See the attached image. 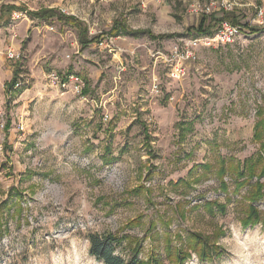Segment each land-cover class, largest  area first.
<instances>
[{
	"label": "rangeland",
	"instance_id": "1",
	"mask_svg": "<svg viewBox=\"0 0 264 264\" xmlns=\"http://www.w3.org/2000/svg\"><path fill=\"white\" fill-rule=\"evenodd\" d=\"M222 2L0 0V10L23 9L0 23V264H102L89 254V235L128 237L115 248L122 259L137 241L139 259L155 251L170 264L166 248L186 251L191 234L222 255L201 262L189 252L183 264H264V224L241 228L246 188L234 194L232 181L233 168L259 157L264 186V149L254 139L264 123V0ZM205 7L231 10L237 24L213 31L227 23L240 35L200 49L172 80L170 52L201 36ZM42 10L74 17L89 37L113 24L174 37L102 35L80 50L75 28L28 15ZM15 70L18 87L5 93ZM68 76L87 92L52 79ZM222 165L228 194L217 179ZM227 197L223 213L207 214L206 203L224 206ZM254 206L264 215V199Z\"/></svg>",
	"mask_w": 264,
	"mask_h": 264
},
{
	"label": "trees",
	"instance_id": "2",
	"mask_svg": "<svg viewBox=\"0 0 264 264\" xmlns=\"http://www.w3.org/2000/svg\"><path fill=\"white\" fill-rule=\"evenodd\" d=\"M23 9L18 8L16 6H4L0 10V23L2 25H6L11 18L13 12H21ZM29 17L34 19H39L41 21L52 20L55 19L60 24L64 26H71L77 31V43L79 44L80 50L86 49L93 43H97L102 35H106L110 38H115L120 35H147L152 40L157 39H171L174 37L173 35H161V36H153L149 31H129L125 27L120 26L119 24H113V27L109 30L107 34H100L94 37H89L87 34V30L81 26V23L77 22L72 16H65L56 10H42L39 12H29ZM229 20L231 23H235L236 19L234 13L232 11H221V13H212L208 16L203 15L202 20L200 21L198 27L196 28L195 34L197 35H210L214 31V27L218 26L220 23ZM247 28V26H244ZM259 30L252 29L250 30L251 34L258 33ZM64 80V77L62 78ZM17 84V71L13 72L12 78L9 83L4 85V92L8 93L10 88L15 87ZM87 92V88L85 87L83 90V94ZM9 129V123L5 125L4 130L7 131ZM261 130V131H260ZM143 131H146L144 128ZM145 137H147L145 132ZM254 139L259 141L261 144L260 147L264 149V123L260 126L257 124L254 128ZM257 163L260 164V158L250 159L244 162L243 168L237 170V168H233L234 180L233 181V193L238 194L242 189L246 188V198L245 201L248 202V206L244 212V217L240 221V225L242 229H246L248 227H253L259 223L264 224V215L257 210L254 206L256 202H259L264 199V186L260 183V178L263 176L260 174H256ZM226 168L222 165L218 175V182L220 186L221 192L228 194V185L224 182ZM253 180H255L253 182ZM178 185L184 184V181H179ZM176 184V185H177ZM187 184V183H186ZM175 185V186H176ZM190 186V185H188ZM231 202V197H227L226 203L224 206L214 205L213 203H206L204 205L207 214L213 216L214 213H223L225 211L226 205ZM2 205V204H1ZM7 202H4L1 208L6 207ZM0 208V209H1ZM215 208V209H214ZM137 225V222H134ZM89 242V254L100 261L102 264H163V260L161 259L158 253L152 251L151 255L147 260H141L138 258L139 254V245L137 241H133L135 243V248L132 252L128 253V257L126 259H122L115 255V248L120 247L123 241L128 242V237H118L114 235H105V236H97V235H89L87 237ZM179 242L182 241V238L178 237ZM138 245V246H137ZM187 247L186 251H181V249L175 250L174 252H170L168 248L165 250V258L169 261L170 264H183L187 258H189L191 252L196 255V257L201 262H211L214 259H218L221 257L222 252L220 249L210 242L209 237H203L199 234H191L188 237L187 242L185 243Z\"/></svg>",
	"mask_w": 264,
	"mask_h": 264
},
{
	"label": "built area",
	"instance_id": "3",
	"mask_svg": "<svg viewBox=\"0 0 264 264\" xmlns=\"http://www.w3.org/2000/svg\"><path fill=\"white\" fill-rule=\"evenodd\" d=\"M225 1V0H220ZM223 3V2H222ZM221 11H231L228 9H219L218 11L210 10L209 7L201 9L202 15H210L214 12ZM264 19V18H263ZM262 19V13L258 17L259 23L264 24ZM241 28L239 26H232L227 23H223L219 28L210 35H204L199 37L191 38L187 41H184L182 46L174 47L170 52V61L174 65L170 70V78L172 80L178 81L184 77L186 68L185 63L195 62L197 60V52L202 49L216 48L219 46H225L230 44L240 35ZM7 58L9 60H18L19 55L13 50L9 49L7 52ZM54 82L59 83L62 81L63 88L66 86H71L75 93L80 94L84 89V84L77 78L73 76L65 77L64 80L57 79L56 77L52 78ZM18 87V84L15 85Z\"/></svg>",
	"mask_w": 264,
	"mask_h": 264
}]
</instances>
